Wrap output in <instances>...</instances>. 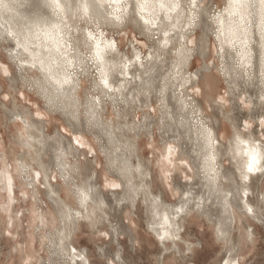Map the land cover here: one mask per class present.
<instances>
[{"label":"bare ground","instance_id":"bare-ground-1","mask_svg":"<svg viewBox=\"0 0 264 264\" xmlns=\"http://www.w3.org/2000/svg\"><path fill=\"white\" fill-rule=\"evenodd\" d=\"M67 1L68 2L66 3L64 0H60L61 4L65 6V12L62 14L64 22L67 25L64 35L66 39L68 36H71L73 38V43H75L77 39L81 41V44L78 47L70 50V58L76 59V61L83 58L80 55L81 53H83L84 56L89 54H87V49L84 46V42L87 41L86 33L88 31L94 32V35H98L97 38L100 39L101 34L97 32L98 28L108 30L114 27L123 28L129 24L119 23L114 20L112 16L109 15V13L113 12L112 8H109L108 14L101 16V13H99L101 12L99 10L101 8L94 7L87 20L81 19L80 15L76 13L74 7H67L71 0ZM43 3L44 0H2V3H0V41L12 40V38L7 35L9 31L20 32L22 29L27 27H35L38 16H44L51 22H57V15L54 9L38 7V5H43ZM227 3L228 0H224L222 6L219 7L212 2V6H208L209 12L203 14L201 19L198 20L196 25L193 27H186V20L181 18L178 22L177 18L174 16L172 23L175 24L176 27L174 29H168L170 32L169 47L167 49H161V43L165 37L161 33H158L160 34V38L158 37L159 40H157V44L154 49L149 51L148 60L145 64H143L140 59L137 60L138 56L141 58L140 52L133 49L132 55H128L120 50H116L115 52L109 50L105 57L111 60V65L114 63H120V61L121 63L128 64V69L125 75L118 73L120 72L118 69L109 72L110 79L115 81L113 85L115 88H120L121 81L124 82L121 91L109 94V98L111 100H116L117 102L120 101V104L121 102L125 103L122 105L124 111H121L117 105H114L113 109L115 108L117 114L125 117L127 113L130 112V109H134L138 106H147L153 108V110L159 109L160 119L163 120V124L166 127L168 126L173 128L174 126L172 125H176L174 127L176 134H168L169 138L171 137L175 139L174 143L176 146H174L173 149L176 150L177 146L180 147L179 151L181 152L182 159L185 157L191 159L193 166L196 169L192 175H189L191 177L196 176L200 185L203 186L201 191L195 192L196 194L193 198L187 197V200L184 198L179 199L177 203L173 204L165 199H162L159 194L152 191L153 178L151 174V167L149 168L148 162H144L141 159L138 154L139 142L135 141L132 135L129 134V131H133L135 134L140 136L138 129L140 130V128L143 127H146L145 130H147L150 134H153L154 122L152 120V112L148 114L143 111L144 121L139 125L130 124V122H128L129 120L117 121L114 123L111 118L110 122H106V117L102 112V109H104L105 112L107 111L105 103L106 98L101 95L102 103L97 106L99 115L94 121L95 126L89 125L87 109L83 107V105L88 104V98L91 97L93 93H88L86 97L84 96V100L81 101L79 89L82 86V78L92 76L91 72L93 66H91V64H89L86 69L82 71L81 65L76 63L75 69L78 70H73V83L71 86H66L64 92L58 93L56 92V86H51L52 93L59 95L62 100H67L69 97L74 96L76 101L82 105L78 111L74 106L69 107L67 104L61 107L53 106L49 103V100L45 97L44 93H41L47 103L46 108L50 112H54L59 108L61 109L66 125L76 134V137H74L75 140H81L82 142L79 141L80 143L89 145L90 150L92 149L93 151H96L95 147L88 141V138L85 136L86 132L95 134L98 141L99 139H103L105 141V143L102 144V140H100V147L106 154V158L108 160V171H110L114 177L111 184H119L122 186V192H124L121 196L116 197L115 195H119L120 192H118V190L115 191L114 189V191H111L115 197L113 199L117 202L123 203H125L124 201L126 200L132 207L136 206L137 200L142 203L147 225L162 245V251L167 248L165 240L168 239H165L164 241L159 239V236L163 234V230L159 228V224L162 220L155 221L152 215L154 201L160 202L161 206L159 207V212L161 216L164 213H168L170 216L175 217L174 220H170L171 228L169 229L170 234L174 236L176 235V231L183 226V222L186 221L188 214L193 210L203 214L210 222L214 223L216 237L219 240H225L227 244V249L224 253V261H222L221 264H224L226 260L229 261V264H231L237 255L238 249L242 247L240 246L242 240L241 235L238 234L236 237L233 236L234 230H242L244 225L247 229L249 227L248 223L245 221L246 218L244 219L242 217L247 214L264 221V219H262L264 214L259 207V198L264 197V194H261V196L259 194L261 187L260 184L262 178L264 177V172H257L250 176L248 181H244L241 173L245 170L247 158L243 155H235V135L237 130H234V134L227 144H222L223 148L213 143V140L218 132L216 133L212 124L214 123L219 126V129H222L221 116H223L234 126L235 116H232L229 112H223L224 110H220L218 105L212 104L216 106L220 112L214 113V120L207 121L205 118L206 116L203 113L204 107L200 100L196 97V99L194 97L188 99L187 97H189V94L183 91L185 88H179L185 86L186 84H190L192 88L200 86L198 80L192 79V73L190 72L188 65L190 63V58L195 53L200 56H204L207 53L209 42L208 35L210 33H215V37L218 39V42L216 41V50L218 53L217 57L219 59V66L216 65V68L224 75L232 94H235V89L243 83V88L247 90L244 91L248 93L249 100L243 99L241 102L248 106L249 104L253 105V113H247V115L251 117H261L264 119V109L258 110L254 107L264 103V78L261 76V57L262 54H264V48H262V41L259 32L255 28L249 26L246 33L244 31H240L237 37L226 38V36H220L218 38V34L215 31V25L214 29L210 27V23H212V21L209 18V13L213 12L212 15H214L216 10H220L224 13V17L222 18L226 19L228 16ZM4 5H7V7H4ZM211 9H213V11ZM236 19L239 21V17ZM248 19L250 20L251 17H248ZM81 22L84 25L83 28L80 27ZM130 24H132L141 34L144 27L142 22L139 27H137L134 23ZM61 27H64V25H61ZM197 28L200 29L199 36L197 38H191L195 35ZM153 31L157 34L156 29H153ZM153 31L152 33H144L146 41L151 42L150 40L154 34ZM188 34H191V36H189L191 38V43H196L195 48L187 46L191 49L190 52L182 47L184 43L180 40L182 35L187 37ZM111 38L113 39V37ZM172 38L175 40L174 42L171 41ZM87 43L89 44L90 41H87ZM10 46L11 47L8 52H12L13 54L8 56L12 61L17 63L16 70L18 73H21L24 69L28 70V64H31L32 57L25 53L22 48L17 49L13 40ZM148 47H150V45H148ZM30 51L33 54H38L40 58H46L48 56V53L42 48H30ZM165 53L173 55L166 56ZM227 53H232V55L236 57H234L235 59H233V63L230 65H228L226 60ZM53 55H55V53H53ZM150 56L152 57L151 59H149ZM180 61L183 62L179 63ZM22 63L24 64V67H21ZM159 63L161 64L159 65ZM157 65L158 67H156ZM36 68L39 70L40 75L34 80V82L36 83V81H41L45 85L50 84V82L46 80L44 73L40 71L38 61ZM108 68L109 67L105 68V70L107 71ZM94 69L96 70L95 74L97 76L91 77V79L96 81L99 78V72L95 67ZM201 74L202 76L204 75V73ZM205 75L204 78L206 79L203 85L210 88L212 83ZM128 76H130V78ZM21 77L30 85L32 84L28 78L24 77V75H21ZM252 83H256L260 89V92L256 91V95L249 91V85ZM32 85L34 87L37 86L38 90H41L38 84H36V86L34 84ZM90 88L93 91L92 85ZM73 89H75L74 92ZM100 94V92L96 93V95ZM153 97L155 98L154 103H156V106L153 105ZM236 105L238 107V103ZM7 111L11 117H20L26 125L25 133H20L19 137H16L25 147H27L16 157L18 166L23 170L26 177H29V184L34 186L36 181H41L45 184L46 194L52 205L51 212L49 210V213L46 212L45 214H40V226L43 225L48 228L49 223L56 222L53 229L47 230L48 251L50 256L44 261V263L73 264V261H75V264H84L83 261L78 260L72 254V250L74 248L72 238L76 230L79 228V219L86 220V223L90 228H98L107 219L106 209L108 210V213L114 217H119L120 213H122L126 207L125 204L122 205L115 202L111 205V201H108L105 195H103L101 191L97 190L96 182L93 181L95 176L91 175V173H88L85 176L84 182L80 181L78 183L77 181H74L77 179V176L81 174V163H79V160L76 158L70 160V156L75 157L76 151L79 150L77 143L75 144L73 139L61 137L59 135V131L57 133L59 135L58 138H53L52 142H49L46 138V132L43 131L42 126L40 125V121L29 117L27 112L20 111L16 108H12ZM74 111L77 112V118H73L72 116ZM82 113L83 118L80 117V114ZM208 133L212 136L211 143L207 138ZM240 133H242V139L247 140L251 138L253 142L260 141L252 132L240 130ZM183 138H188L190 142L185 145L186 142L182 140ZM50 147L54 148V150L51 151L53 158L46 161L43 157L46 154V151L50 150ZM173 154L174 151L171 153L170 159L166 160L167 162H171L173 160ZM164 155H169L168 149L165 150ZM97 156L98 155H95L96 158ZM4 157V153L1 152L0 158L3 159ZM213 157L215 158L214 160ZM224 157H227L230 161L232 169L220 171L219 164ZM163 165L164 167L166 166L165 163ZM120 167L125 168V173L123 175L120 173ZM53 169L57 170L64 182H66L65 177L69 178L66 182L68 186L72 185L82 188L91 187L93 189V192L90 194L89 199L84 203V205H81L80 198L77 195H73L77 204L76 207L70 206L62 199L60 189L59 191L54 189V186H52L48 179ZM137 169H139V171H137ZM192 170L190 172H192ZM12 172V169H8L7 166L6 169H2V172L0 173V181L3 188L7 191L10 200H12L11 198L14 195L15 185V176ZM37 173H39V177L37 176ZM40 178L41 180H39ZM193 184L180 182L176 184V187L180 189L182 193H188L189 189L193 188L191 187ZM73 190L74 187L69 191L72 193ZM245 192L247 194H245ZM112 194L110 193V195ZM190 199H192V201ZM197 204H199L200 207H197ZM8 205H10L9 202ZM182 205H184L185 210L180 214H177L175 209L181 207ZM211 206H215L214 209L218 211V214L212 213L210 209ZM248 208H252L254 210L253 213L250 214L247 211ZM77 213H79V215H77ZM69 215L71 216V219H69ZM154 223L157 225L156 227L153 226ZM239 223L240 225H238ZM110 233L112 238L115 240L119 234L122 235L124 233V230L121 226H117L115 228H111ZM251 235L250 231H246L245 237H251ZM130 239H134V237L131 235ZM107 251L108 253L99 251V254H110L113 262L121 264L122 256L118 250ZM76 253L78 256H83L87 261V264H91L88 260L87 253L79 250H77Z\"/></svg>","mask_w":264,"mask_h":264},{"label":"rangeland","instance_id":"rangeland-1","mask_svg":"<svg viewBox=\"0 0 264 264\" xmlns=\"http://www.w3.org/2000/svg\"><path fill=\"white\" fill-rule=\"evenodd\" d=\"M210 1L220 7L224 0H200V7L212 6V2ZM213 9L211 10L213 11ZM212 14L213 12L209 13V15ZM83 26L81 22L80 27L83 28ZM110 29L98 28L97 32L99 34H107V38L115 41L116 50H120L128 55H132V49L139 51L142 58H140V60L143 64L148 60L149 51L154 49L157 40L160 38V36L156 38V36L160 34H158V32L156 34L155 31H153L154 34L150 40L151 42L146 41V37L141 35L130 23L123 28L114 27ZM199 33L200 29L197 28L195 35L191 38H197ZM213 34L215 36V33H210L208 35L209 42L207 53L204 56L195 53L190 58V63L188 65L192 73V79L198 80L200 86L197 88L201 89V91L197 93V88H192L190 84H186L179 89L185 88L183 91L189 94V97H187L188 99L196 97L200 100L204 107L203 113L207 121L214 120V113L220 112L218 108L212 104L218 105L220 110H224L223 112H229V114L235 116L234 126L223 116H221L222 129H219L218 125L212 124L216 133L218 132L215 137L216 140L214 139V144L217 146L223 148L222 146L227 144L233 136L234 130H237V125H239V131L252 132L255 137H258V140H264V132H262L260 125L262 118L248 116L247 113H253V105L249 104L248 106L241 102L243 99L249 100L248 93L245 92L247 90L243 88V83L235 89V94H232L224 75L216 68V65L219 66L218 53L216 50V41L218 42V39L214 37ZM189 36H191V34H188L186 37V41L189 42L188 47L195 48L196 43H191V38ZM111 37H113V39ZM11 43L12 40L0 41V153L2 152L5 155L3 159L0 158V171L2 172V169L4 170L8 166V169H12V173L15 176L14 195L11 198L12 200L8 197V193L3 188L0 181V264H45L44 261L50 256L48 251L47 230L53 229L56 222L49 223L48 228L43 225L40 226V214H45L49 210L51 212L52 205L46 194L45 184L41 181H36L34 186H32L28 183L29 177H26L23 170L18 166L16 157L27 147L17 138L20 133H25L26 125L20 117L9 116L7 110L16 108L20 111L27 112L29 117L40 121V125L43 131L46 132V138L49 142H52L53 138H58L59 135L63 138H71L74 140L76 134L66 125L60 108L54 112H50L46 108L47 103L41 94L43 92L38 90L34 82L40 75L39 70L36 67H29L28 70L24 69V71L18 73L16 70L17 63L12 61L8 56ZM148 45H150V47H148ZM165 54L166 56H172V54ZM160 64L161 63H159V65ZM73 70L77 71L78 69ZM5 71L9 73L8 77L4 76ZM95 73L96 70L93 67L91 77H96L97 75ZM201 73H204V75L206 74L205 76H207L212 83L210 88L203 85L206 78H204V75L202 76ZM20 74L28 78L36 87L22 79ZM91 77L86 76L82 78V86L79 89L81 101L84 100V96L86 97L88 93H93L90 86L94 80H92ZM128 77L130 78V76ZM252 84L249 85V91L256 95V84ZM6 96L8 97L7 100H5ZM221 98H223L225 103H216V101ZM154 99L153 97V103ZM118 102L106 98L105 103L107 111L105 112L104 109H102L103 115L106 117V122H110L111 119L114 123L117 121L129 120L128 122H130V124L139 125L144 121L143 111L148 114L152 112V120L154 122L153 134L145 130L146 127L140 128V130L138 129L140 136L133 131H129L133 139L139 142L138 154L141 159L144 162H148L149 168L151 167L153 178L152 191L159 194L162 199L174 204L177 203L179 199H183L185 194L176 187V184L180 182L194 183L191 186L193 188L189 189L187 193V197L193 198L196 194L195 192L201 191L203 186L200 185L196 176H190L196 169L191 159L185 156V158L182 159L181 152L179 151L180 147L178 146L177 149L174 150L172 156L174 161L167 162L166 159L163 158L165 157V150L168 149V144L172 145V147L176 146L174 143L175 139L169 138V135L176 134L174 131L176 125L173 124V128L166 127L163 124V120L160 119L159 109L153 110V108L147 106H138L134 109H130V112L127 113L125 118L117 114L115 108L113 109L114 105H117L121 111H124L122 105L125 103L121 102L120 104V101ZM236 102L238 103V107ZM153 105L156 106V103ZM254 107L258 110H262L264 109V103ZM80 117L83 118V113L80 114ZM246 123L251 125V127L245 129ZM58 132L59 135L57 134ZM85 136L88 138V141L94 145L96 151L90 150L89 145L83 143L84 147L76 151L75 157L70 156V160L76 158L79 160V163H81V174L77 176V179L74 181L78 183L80 181L84 182L85 176L91 173V175L95 176L93 181L96 182L97 190L101 191L106 199L111 201L110 204L112 205L117 201L113 199L115 197L111 191L115 189V191L118 190V192H120L119 195H115L116 197L121 196L124 192H122V186L119 188L111 187V181L114 177L110 171H108V160L106 154L100 147V144L105 143V141L103 139H99L98 141V138H96V135L93 133L86 132ZM185 139L186 138H183L182 140L185 141V145H187L190 141L188 138ZM100 140H102L101 143ZM79 141L82 142L81 140ZM149 145L152 147L149 148ZM52 150H54V148L50 147V150L46 151L43 157L44 160L48 161L53 158L51 153ZM95 155H98L97 158ZM164 163L166 165L165 167L163 165ZM219 168L220 171L232 169L231 163L227 157H224L220 161ZM191 170L192 172H190ZM53 171L48 177L49 182L54 186V189L58 191L60 189V195L66 203L72 207H76V201L69 191L73 189V186H68L56 169H53ZM185 177H187V179H185ZM39 180H41V178ZM260 186L259 194L261 196V194H264V177L261 180ZM190 200L192 201V199ZM259 201V207L264 214V200L259 198ZM8 202L10 205H8ZM124 202L125 203L117 202L122 205L125 204L126 206L119 217H114L108 213L106 209L107 219L98 228H90L86 220L79 219V228L73 236L74 239L72 238V244L74 245L73 249L87 253L88 260L91 264H104L105 261H110L111 264H118L117 262H113L110 254H99V251L108 253L107 250H118L123 259H121V264H221V262L224 261V253L226 252L227 244L225 240H219L216 237L214 223L210 222L203 214L194 210L191 211L186 221L183 222V226L176 231L174 237L178 238L165 240L167 248L162 251V245L147 225L142 203L137 200L136 206L132 207L126 200ZM214 207H210L212 213L218 214V211L215 210ZM242 218H246L245 221L248 223L249 227L247 229L244 225V230L239 229L238 231H233L234 237L240 234L242 239L240 244L242 247L238 249L234 261L237 262V264H264V221L247 214ZM238 225H240V223ZM117 226H121L124 233L122 235L119 234L114 240L111 233L109 235V232L111 228ZM246 231L251 232V237H245ZM102 233L104 235H102ZM131 235L134 239H130Z\"/></svg>","mask_w":264,"mask_h":264},{"label":"snow or ice","instance_id":"snow-or-ice-1","mask_svg":"<svg viewBox=\"0 0 264 264\" xmlns=\"http://www.w3.org/2000/svg\"><path fill=\"white\" fill-rule=\"evenodd\" d=\"M2 3V0H0ZM7 7V5H4ZM41 8H52L55 10L57 15V22H51L47 17L38 16L37 23L35 27H27L22 29L20 32L9 31L7 35L12 38L15 42L17 49L22 48L25 53L32 57V62L29 67H37V61L39 62L40 71L44 73L45 78L50 84L45 85L41 81H36V84L40 86L41 91L44 93L45 97L49 100V103L56 107H61L67 104L69 107L74 106L77 111L82 106L76 101L75 97H69L67 100H62L59 95H55L51 91V86H56V92L62 93L65 91L66 86H71L73 83V69L76 63L81 65V70H85L86 67L91 64L99 72V78L93 81V95L88 98V104L83 105L87 109V115L89 117V125L95 126L94 121L99 115L97 109L98 105H101V95L105 98H109V94L113 92H119L123 88V81H121V87L115 88L113 85L114 80L110 79L109 72L114 70H119L121 75H125L128 69V64L126 63H114L108 70H105L106 65V55L109 50L112 52L116 51L115 41L103 42L98 39L93 32L88 31L86 33L87 41L94 42L93 44H88L87 41L84 42V46L88 51V55L84 56L83 53L80 55L82 59L76 61L70 58V50L78 47L81 44L80 40H76L73 43V38L68 36L65 38L64 32L67 25L64 22L63 15L65 12V6L61 4L60 0H44L43 5H38ZM67 7L75 8V11L80 15L81 19L87 20L90 17V13L94 7L98 8H112L113 12L109 13L114 20L119 23H134L137 27L140 23L144 25L141 35L144 33H152L153 29H156L158 33H162L165 37L161 43V49H167L169 47L170 32L169 28H175L176 25L172 23L174 16L177 21L182 18L187 21L186 27H193L196 25L198 20L201 19L203 14L209 12L208 7L201 8L200 0H71ZM228 16L226 19L224 13L220 10H216L214 15H210L209 18L215 25V31L220 36H226V38H234L238 36L240 31L246 33L249 26L255 28L261 37L262 48H264V0H228L227 3ZM239 17V21H237ZM248 17H251L249 20ZM138 18V19H137ZM227 21V22H226ZM64 25V27H61ZM102 35V34H101ZM151 38V37H150ZM181 41H184L183 48L187 51H191L187 48L188 41H186L185 36L180 37ZM11 47V46H9ZM31 49L42 48L48 53L46 58H40L38 54H33ZM222 51V50H221ZM55 53V55H53ZM13 53L10 52L9 55ZM152 57L150 56L149 59ZM23 60V58L21 57ZM140 57H137L139 60ZM180 61L179 63H182ZM262 71L261 76L264 78V54L261 57ZM179 66V64H178ZM24 67V64H21ZM4 76L8 77L9 73L4 72ZM78 83V81H77ZM103 90V91H101ZM75 89H73V92ZM201 89L197 88L196 92L199 93ZM100 92V95H96ZM8 97H5L7 100ZM191 99V98H189ZM218 104H224L223 98L216 101ZM73 118H77V112L72 113ZM251 127V125L245 124V129ZM261 130L264 132V119L261 120ZM242 133L239 131V125H237V133L235 135V155H243L247 158L245 164V170L241 173L244 181H248L250 176L257 172H264V140L259 142H253L251 138L245 140L242 139ZM209 142H212V136L208 133L207 136ZM74 142L77 143L79 148H83L84 145L78 140ZM152 146L149 145V148ZM174 151L172 145L168 146V156L163 157L164 159H170L171 153ZM215 158L213 157V160ZM139 171V169H137ZM120 173L123 175L125 173V168L120 167ZM39 177V173H37ZM47 178V177H45ZM187 179V177H185ZM66 182L69 180L65 177ZM74 190L72 195H77L80 198L81 205L89 199L90 194L93 192L91 187H76L73 186ZM113 188H119V184L111 185ZM245 194H247L245 192ZM184 199L187 200V193L184 194ZM264 200V197H261ZM159 201H154V208L152 215L155 221H161L159 228L163 230V234L159 236L161 241L169 238H178L170 234L169 229L171 228L170 220H174L175 217L170 216L168 213H164L162 216L159 212L160 207ZM197 207H200L197 204ZM185 210L184 205L175 209L177 214H180ZM247 211L251 214L253 213L252 208H248ZM79 215V213H77ZM69 219L71 216L69 215ZM264 219V217H262ZM154 227L157 225L154 223ZM102 235H104L102 233ZM110 235V232H109ZM74 257L83 261L87 264V261L83 256H78L76 250H72ZM118 259V258H117ZM75 264V261H73ZM104 264H111L110 261H105ZM224 264H229V261H225ZM232 264H237L233 261Z\"/></svg>","mask_w":264,"mask_h":264}]
</instances>
